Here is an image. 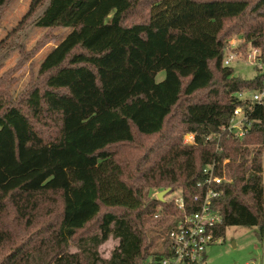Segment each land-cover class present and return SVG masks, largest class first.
I'll use <instances>...</instances> for the list:
<instances>
[{
    "label": "trees",
    "instance_id": "trees-1",
    "mask_svg": "<svg viewBox=\"0 0 264 264\" xmlns=\"http://www.w3.org/2000/svg\"><path fill=\"white\" fill-rule=\"evenodd\" d=\"M44 1L35 26L71 32L40 67L41 86L0 99V264L159 260L179 214L168 194L197 210L212 163L231 180L217 187L216 237L257 228L264 246V107L237 98L264 73L245 80L222 65L230 35L264 49V0H151L130 24L145 0L34 3ZM240 106L251 124L237 138L227 129ZM166 189L163 202L152 196Z\"/></svg>",
    "mask_w": 264,
    "mask_h": 264
},
{
    "label": "rangeland",
    "instance_id": "rangeland-1",
    "mask_svg": "<svg viewBox=\"0 0 264 264\" xmlns=\"http://www.w3.org/2000/svg\"><path fill=\"white\" fill-rule=\"evenodd\" d=\"M150 1H143L131 13L129 24L146 20ZM46 4V1L42 5H35L34 0H9L0 13V99L2 98L6 105L18 102L34 85H42L45 76L40 75V67L71 32L65 28L45 30L35 26V21ZM227 26H230V23ZM230 41H235L234 49H239L237 62L230 66L234 75L245 80L252 79L256 72L245 60L250 47L240 49L242 38L230 35L225 39L226 50H231ZM163 78L164 72H159L156 81L160 82ZM140 140L152 143L157 139ZM262 164L264 168V157ZM0 177L4 179L5 175L0 173ZM158 192L160 191L154 190L152 196L156 198ZM171 197L172 193L168 194L167 199ZM256 231L257 228H227L220 242L207 247V263L264 264V246L259 242ZM115 245L116 241L112 239L101 245L98 249L100 256L107 258ZM71 251L74 249L71 248Z\"/></svg>",
    "mask_w": 264,
    "mask_h": 264
},
{
    "label": "built area",
    "instance_id": "built-area-1",
    "mask_svg": "<svg viewBox=\"0 0 264 264\" xmlns=\"http://www.w3.org/2000/svg\"><path fill=\"white\" fill-rule=\"evenodd\" d=\"M229 44L231 50L225 51L222 60L224 67H230L236 63L239 56L237 51L239 49H234L235 41H230ZM245 60L246 64L256 73H264V49L250 47L249 55ZM237 98L240 102L248 105V109L253 106L264 107V81L260 89L243 91L237 94ZM250 124L247 121L244 108L240 106L234 109L227 130L231 135L242 138ZM193 138V135L185 136L184 143L191 144ZM226 163L227 161L223 162V164ZM216 167L217 164L212 163L202 171L204 179L201 184H198V187L204 186L205 193L192 199L194 203L198 204V209L194 212L187 213L182 195L178 192L172 193L169 200L173 202L179 214L172 229L166 234L168 255L159 260L150 258L143 264H208L206 261L207 247L221 241V238L215 235L217 226L221 223V216L214 207V201L221 193L217 187L222 183L231 182L225 175H217ZM156 217L158 216L155 215Z\"/></svg>",
    "mask_w": 264,
    "mask_h": 264
},
{
    "label": "water",
    "instance_id": "water-1",
    "mask_svg": "<svg viewBox=\"0 0 264 264\" xmlns=\"http://www.w3.org/2000/svg\"><path fill=\"white\" fill-rule=\"evenodd\" d=\"M170 192V189L160 191L156 194V199L160 202L164 201V197Z\"/></svg>",
    "mask_w": 264,
    "mask_h": 264
},
{
    "label": "crops",
    "instance_id": "crops-1",
    "mask_svg": "<svg viewBox=\"0 0 264 264\" xmlns=\"http://www.w3.org/2000/svg\"><path fill=\"white\" fill-rule=\"evenodd\" d=\"M264 187V186H263Z\"/></svg>",
    "mask_w": 264,
    "mask_h": 264
}]
</instances>
